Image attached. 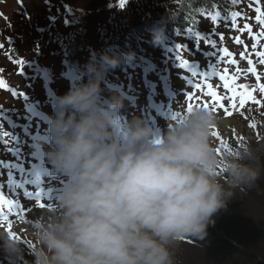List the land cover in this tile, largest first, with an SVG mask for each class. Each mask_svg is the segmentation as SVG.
I'll use <instances>...</instances> for the list:
<instances>
[{"label":"clouds","instance_id":"9594fccd","mask_svg":"<svg viewBox=\"0 0 264 264\" xmlns=\"http://www.w3.org/2000/svg\"><path fill=\"white\" fill-rule=\"evenodd\" d=\"M163 38L155 32L153 44ZM120 65L118 55L100 54L87 82L56 98L47 156L67 182L54 209L26 222L24 239L0 229L4 264H177L181 242H207L229 204L261 194L264 135L218 152L213 133L224 122L209 109L184 112L162 138L140 117L118 131L123 100L102 101L101 85Z\"/></svg>","mask_w":264,"mask_h":264},{"label":"rangeland","instance_id":"374dc122","mask_svg":"<svg viewBox=\"0 0 264 264\" xmlns=\"http://www.w3.org/2000/svg\"><path fill=\"white\" fill-rule=\"evenodd\" d=\"M91 1L92 0H0V37L7 36L10 40L6 44L0 41V72H2L0 73V80L4 81V87H0V112H2L0 113V186H2V194L6 197V188L3 185L7 183L9 200H15L20 206L23 204L21 201H24L26 207L29 208L22 216L13 215L11 220L14 226V228H12L14 234L21 239L25 238V233L27 232L26 221H29L35 214L39 215L43 210L54 209L57 205V201H54L53 205L35 208L33 205H36V203L33 201L30 202L25 198L24 194L18 192L14 186V183L18 185L24 179H32V176H34L35 171L33 166L39 163L35 158L37 151L35 143H37V141L33 137L46 135L44 133L45 128L39 129L37 127L35 122H38V119L32 114V110L30 109L31 105L37 101L42 107H45V105L49 106L52 98L46 100L43 94V92H47L48 90V83L54 88H56L57 85L68 87V82L74 81L75 83L76 78L79 76L83 78L84 83L87 82L88 65L91 62L90 57L97 52L98 55L96 56L99 59L100 54L109 53L108 48L100 47L101 44H99V41H101L102 34L97 36V28L111 31L112 38L119 35L121 37V47L126 53L133 54V50H130L127 43H124L125 40L123 41L124 38L129 39L132 37L133 33L130 35H124V33L129 31L132 27L135 29L137 27V22H142L144 20L143 18L155 17L158 14L165 13L171 6V0H125L124 7H121L119 2L116 3L111 10L106 8L105 10H101L102 12H88V9L86 8V10H84V8L87 6V3ZM177 1L178 0H173V3ZM261 8L264 9V2L261 3ZM240 9L241 10L238 11L240 15L236 17L234 21L231 16L226 18V21L221 27L214 24L207 25L206 29L204 26L202 35L206 38H212V36L216 34L214 31L219 30L224 32L222 36L227 42V49L235 57L232 61L237 62L239 66L228 71L229 67L223 64L216 70L223 74L224 70L227 69L230 76H237L238 84L247 85L249 89H251L256 86V78L255 75L249 71V59H251L253 65H255L257 74L261 77V82L264 83V65L260 64L259 58L255 55L256 51H264V39H261L260 44L257 45L256 48H253V45L256 43L253 36L261 31L255 19L256 13L250 9L248 0H243V5ZM124 11H127V13L123 14ZM74 14L79 20L77 23H80L85 30L84 36L87 35L89 37L86 47L82 48L75 56L76 59L74 61H76L79 69L75 66L74 70H78V76L71 75L67 72L66 67L68 68L74 65V62H71V58L52 54V47H50L49 44L45 46V39H39V34L34 30L35 26L47 27L49 33L54 32L55 34H60L63 28L70 23L71 17ZM219 20L220 19H217V21ZM103 24H111L113 28H108ZM245 24L253 29V33L249 34L247 32V29L244 28ZM39 31L43 30L40 29ZM183 39L185 40L181 43L187 42L192 52L191 56L181 53V58L188 61L189 65H191L189 69L196 70V65L199 64L205 71H208V66L211 62L205 63V60L201 58V52L209 53L211 49L206 47V45L208 46L209 44L204 42L201 45H197L190 37H183ZM38 40L41 42V46L39 45L41 50H36L35 48V43L39 42ZM237 41H239V43ZM152 43L153 35H147L142 39V44ZM66 44L67 43H65V46ZM13 45L16 47H14L15 51L11 53V51L8 50H10ZM183 46L184 44L182 47ZM48 51H50V53ZM217 51L218 48L214 49L215 55H218ZM153 52L154 56L151 57V60L155 61V59L158 58L159 52L157 49L153 50ZM171 53L176 55L177 51L172 50ZM241 53H245V55L241 56ZM66 54L67 53H65V55ZM13 57L16 60L15 63ZM133 57V66L131 70L125 71L126 67L122 63L120 67L114 69V73L119 76L117 77L119 79L117 82H123V87L131 82L126 79L128 75L135 78V84L130 86L129 92L115 85H109L105 89L103 88V84L101 85L104 89L102 101L114 95L120 97L124 101V108L119 113L120 118L117 117L115 125L117 130L121 133L126 131V125L129 120L133 117L141 118L138 112L143 111L146 106L144 96L155 93L149 91L150 89L147 87L148 85L144 78L138 83V78L144 74L145 63L138 57L134 55ZM214 59V61L213 59H211V61L215 64L222 63V60L223 62L227 61V59L223 57V53ZM18 61H23V66H21ZM62 62L65 63L62 65ZM167 62L168 66H170V57L167 58ZM172 63L180 64L177 55L172 59ZM35 70L38 72H34ZM174 70V72L166 73L167 76H170L169 80L172 84L177 88H183L187 95L193 94L194 92L186 86L185 81L181 79L175 80L174 77H171L173 73H180V75L185 78H188V75L179 72L177 68H174ZM147 71L152 74L161 73V70L155 65L147 68ZM64 73H68L69 77L64 78ZM159 78L160 77H158L154 83H157ZM48 79L49 82L47 83L46 80L48 81ZM212 85L218 94L225 97L230 95V93L223 88V82H220V80L217 83L212 82ZM196 91L197 92L194 93L196 94L195 98L191 101L194 106L202 107L205 102L211 104L210 98L204 96L203 91L197 88ZM255 95L257 99L264 102V95H261L258 91ZM203 97L207 98V101L202 99ZM56 98L57 97L54 99ZM134 98H141L140 102L128 104V102ZM224 102L225 104L229 103L228 100ZM188 103L189 101L187 99L174 101L171 108L168 107L166 109V112L173 114L174 111H178L182 115L186 112ZM37 109L40 108L38 107ZM54 112L55 110L52 111L51 115V113L47 111L46 114L50 118L54 115ZM242 112L243 115H241L240 112L234 111L233 115L227 118L223 110L215 112L223 119V122H227L226 126H224L223 123L222 127L216 131L220 133L221 138L228 146H238L241 141H239L237 137L241 135L245 140L250 135L256 138L264 135V116H261V113H264V107L249 102ZM257 117L260 118L259 123L256 121ZM33 119L35 124H33ZM144 121L148 126L154 129L155 125L151 123L149 117L144 118ZM252 123L257 125L255 129L249 127ZM171 124L172 122L169 119L161 117L156 126L160 129L157 134L163 137ZM233 129H235V135L232 133ZM31 138H33L34 141ZM213 139L215 141V146L219 148L221 152L225 150L215 137ZM9 149H11V151ZM5 164L9 166H5ZM16 169H18L19 173ZM9 171L11 172L10 174ZM29 173L31 176H29ZM263 186L264 182L261 183L260 189ZM64 187L65 185H59L57 187L60 195ZM261 192L264 195V189H262ZM49 194L54 193L52 191L49 192ZM262 194L258 195L256 192H253L248 196H239V199L243 203L242 208L241 202L237 201L229 204V210L227 212H221L218 216L227 217L226 223L233 228V233L238 232L239 228H241L242 230H240V233L243 234L242 239L244 242L248 239L251 245H257L259 246L258 248L264 250V241L262 242V240H260L261 242L259 243L257 241L258 239L255 238V241L253 239L256 231L258 232L261 230L263 234L264 230V222L257 223L253 220L256 219L259 221L264 219V197H261ZM247 215L252 216L253 219ZM211 227H209V229ZM262 237L264 238V234ZM189 240L191 243L188 242ZM208 244V240L207 242H200L192 239H185L175 249L177 264H226L225 259L222 260L219 258V255L208 250ZM26 247L30 248L29 245ZM0 264H4L2 258H0Z\"/></svg>","mask_w":264,"mask_h":264},{"label":"trees","instance_id":"16d2710c","mask_svg":"<svg viewBox=\"0 0 264 264\" xmlns=\"http://www.w3.org/2000/svg\"><path fill=\"white\" fill-rule=\"evenodd\" d=\"M119 2L120 0H92L87 3L84 10L87 8L88 12H102L101 10H105L106 8L110 9ZM173 5L175 6L172 10L173 19H169L166 14L164 18H162V16H156L155 18L152 17L153 19L146 18L143 23L141 21L138 23L135 20L138 25L136 32L142 33L143 31L152 30L154 27H162L167 33L175 36L178 33L185 32L188 28L198 29L200 26L197 18L203 11L216 9L218 11L229 12L233 8L232 5H227L224 0H178ZM125 13H127V11L123 12V14ZM78 21L77 16L74 14L71 17L70 23L63 28V31L60 34L61 36L58 34L56 36H51L47 27L35 26L34 30L39 34V39H45V46L49 44L50 47H52L51 51H60L62 49V43H66L67 41L72 51V55L74 56L78 54L82 48L86 47L87 40L89 39L87 35L84 36L85 30L80 23H77ZM105 26L113 28L111 24ZM40 29L43 31H39ZM111 33V31H107L106 29H96L97 36L102 34L101 41H99L101 44H105L106 41H120V36L112 38ZM40 43V41L35 43L36 50H41ZM14 47L16 46H12L13 52L15 51ZM48 52L50 53V51ZM55 54L57 53L55 52ZM262 189H264V186L261 190ZM261 197H264V195L262 194ZM215 218L216 229L218 231H216L215 234L211 233L212 238L209 237L207 239L209 241L208 250L210 252L219 255V258L222 260L225 259L226 264H264V250L258 248L259 246L257 245H251L248 239L244 242L242 239L243 234L240 233V230H242L241 228H239L238 232L233 233V228L226 223L227 217L217 216ZM220 233H224L226 239H223ZM263 234L261 230L258 232L256 231L253 238L254 241L256 238L259 243L261 242L260 240L263 242Z\"/></svg>","mask_w":264,"mask_h":264},{"label":"snow or ice","instance_id":"6c2138e0","mask_svg":"<svg viewBox=\"0 0 264 264\" xmlns=\"http://www.w3.org/2000/svg\"><path fill=\"white\" fill-rule=\"evenodd\" d=\"M264 0H255V3L257 5H260ZM233 3H235V0H233ZM125 5V0H120V6L124 7ZM256 21L258 25L261 28V31L253 36V39L255 40V44L253 45V48H256L257 45L260 44L261 39H264V9L261 7H256ZM233 21L235 20L236 17L240 15L238 12H233L232 14ZM213 22H215L217 19L220 18V13L217 12L215 15L212 17ZM244 28L247 29V32L249 34L253 33V29L245 24ZM189 33L192 35L196 36L197 41H201V38L198 34V32L193 33V30L191 28L187 29ZM223 39V36L220 37ZM206 44H210L212 48H216V43L214 40L210 38H205L203 40ZM239 43V41H237ZM223 57H231V53L228 51V49H223ZM177 59H179L180 64L184 68H189L188 61L183 60L181 58V47L177 48ZM215 55V53H214ZM245 55V53H241V56ZM255 55L259 58L260 64L264 65V51H256ZM230 63H235V61H229ZM18 63L23 66V61H18ZM249 64V71L255 75L256 78V86L254 88L249 89L247 85L243 84H238L237 83V76H229L227 69L224 70V73H218L216 71V64L215 63H210L208 66V71H197L195 69H190V72L192 76L194 77H201L204 81H207L210 76H219V79L223 81V88L227 90L228 93H230L229 96L225 97L223 95L218 94V92L214 89L212 84H204L202 85L201 83H196L194 86L203 91V95L210 98L211 104L208 102L203 103L202 107L205 109H209L213 112H217L218 110H223L225 113V117H231L234 113V111L240 112L241 115H243L242 110L245 108L246 104L249 102L259 105L260 107H264V102H262L260 99H257L255 93L258 91L261 95H264V83L261 82V77L259 74H257V70L255 65H253L252 60H248ZM191 83V81H189ZM0 87H4V81L0 80ZM206 89V90H204ZM196 94H188L187 95V100L189 103L187 104L186 107V112L191 113L193 111V108L195 107L191 101L195 98ZM225 100H228L229 103L225 104ZM231 109V110H230ZM181 117V113H176L174 115V120L177 121ZM249 127L255 129L257 125L255 123H252L249 125ZM233 135H235V129L232 130ZM258 135V134H257ZM213 136L218 140L221 144V146L226 150L228 149L227 143L221 138L220 133L218 131H215L213 133ZM237 139L239 141L244 140V137L238 136ZM217 151L220 152V149L217 148ZM223 171V169H221ZM39 207L43 208V205H40ZM7 208V212L4 211V209ZM24 212V209L20 207V205L15 201V200H9L6 199L3 194H0V224H7V231L9 235L14 236V232L12 230V221L10 220V215H17V216H22ZM28 222V221H26ZM191 243V241H188ZM31 247V245H29Z\"/></svg>","mask_w":264,"mask_h":264},{"label":"bare ground","instance_id":"6f19581e","mask_svg":"<svg viewBox=\"0 0 264 264\" xmlns=\"http://www.w3.org/2000/svg\"><path fill=\"white\" fill-rule=\"evenodd\" d=\"M226 123H227V122H224V126H226ZM239 129H240V127H239Z\"/></svg>","mask_w":264,"mask_h":264}]
</instances>
